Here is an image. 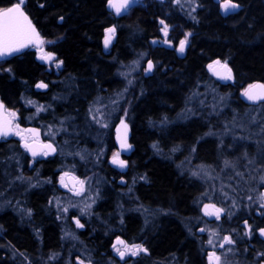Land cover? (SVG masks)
Here are the masks:
<instances>
[{"label":"trees","instance_id":"trees-1","mask_svg":"<svg viewBox=\"0 0 264 264\" xmlns=\"http://www.w3.org/2000/svg\"><path fill=\"white\" fill-rule=\"evenodd\" d=\"M107 1L25 0L22 7L44 40L62 35L57 43L45 48L62 62L58 76L69 78V83L64 91L55 90L51 84L54 73L48 72L32 53L24 52L0 63V100L7 109L19 115L20 124L32 116L33 109L26 100L54 101L53 111L45 115V120L66 119L65 125L69 129V110L72 109V117H75L83 111L82 102L92 92L103 96L117 89L121 68L130 63L134 55L150 52V59L159 67L153 75L139 78L136 89L141 98L132 96L129 104L131 143L134 145L131 160L124 176L118 177L116 171L106 167L102 160L99 172L94 168L104 184L90 215L80 219L83 227L76 229L72 241V264L73 257H79L81 251L88 255L92 264L115 262L108 256L107 246L116 231L128 241L139 242L145 238L142 245L149 254L135 264H156L170 259L174 264H181L185 257L192 261L196 259V253L192 242L186 238L184 222L193 218V199L201 191L196 180L179 174L177 161L191 158L200 165L216 168V171H220L226 161L234 162L236 173L231 174L236 175L238 181L235 183L248 181L243 175L249 173H240L237 167V163L242 166L240 157L243 153L250 161L255 160L258 166L264 167V101L248 104L238 97L247 84L264 83V0H234L242 8L227 16L219 14L213 0H197V8L192 14L195 19L187 26L182 24L183 19L165 15L167 12L179 14L170 8L169 0L165 3L144 0V6L130 9L118 20L107 12ZM17 2L0 0V11ZM161 20L173 28L177 39L183 36L181 32H190V46L183 58H177L172 51L150 46V39L157 37L162 27ZM110 26L116 28L117 38L110 52L104 54L101 39L104 30ZM213 61L230 67L233 72L231 83L222 84L210 76L206 65ZM40 81L48 84L46 92L35 91L34 87ZM204 86L228 98L225 112L208 114V110L203 109L201 102L207 101L202 94ZM70 94L72 98H69ZM197 94L199 96L191 99ZM49 96L57 100H51ZM58 99H65V103L60 104ZM31 121L37 123V119ZM230 123L242 127L243 131L237 129V132L241 133L245 151L237 145L226 151L229 140L218 141L211 136L212 133L220 134ZM102 143L103 149L112 148L110 131L105 133ZM252 144H256L255 147ZM86 145L93 148L90 141ZM21 156L15 145L0 143L1 165L5 157ZM53 165V160L47 161L45 172ZM1 171L0 182L5 174V170ZM231 174L222 173V176ZM121 178L126 182L123 186L119 184ZM120 189L130 190L139 209L150 212L147 220L142 215L140 218L130 213L119 218L113 213L115 204H120L119 200L115 201ZM5 190L6 186L0 185L1 197ZM29 205L35 213L34 221L41 227V250L48 262L50 255L62 247L58 228L50 217H42L40 197L31 196ZM20 219L18 217L17 221L9 211L0 214L3 231L0 264H25L26 253L32 254L37 248L35 239L30 236V228H24Z\"/></svg>","mask_w":264,"mask_h":264},{"label":"rangeland","instance_id":"rangeland-1","mask_svg":"<svg viewBox=\"0 0 264 264\" xmlns=\"http://www.w3.org/2000/svg\"><path fill=\"white\" fill-rule=\"evenodd\" d=\"M137 7L144 6V0H136ZM159 3H165L166 0H157ZM170 8L179 14H175L172 17H178L183 19L184 25H191L193 22L192 14L197 8V0H169ZM160 29V32L162 31ZM172 29L171 26H168V31ZM178 32V31H177ZM181 36V38L177 41L175 45V49L180 45V41L185 39L187 35V40L189 39L190 32L185 30ZM116 34V31H115ZM115 34L112 36L113 43L116 41ZM45 45H50L49 41H45ZM151 46V44H150ZM149 59L148 53L137 54V56L132 59L130 63L126 66L122 67L118 74L119 87L115 90H112L110 94L101 95L96 93V91L92 92L88 98L83 101V111L80 114L72 117V175L75 178L80 179V184L82 187V192L79 194H74L72 192V199L70 198L69 203L66 198H60L56 194H52L47 202V207H51L56 211V218L61 219L63 217H67L68 214L72 215V231L69 229L68 225L63 222L62 228L64 230L65 237L69 240L70 236L74 239V235L76 234V229L78 228L77 221L80 217H84L90 215L91 209L95 206L98 201L99 191L103 186L102 177L99 175V168H96L98 172L94 171L95 165L98 164L102 160L103 157V148L101 146V140L105 133L109 130L112 121L117 117V115H122L120 118H126L129 115V107L130 101L132 100V96L139 97L137 87V81H139L140 77H143L145 74V70L147 69ZM153 61V60H152ZM210 63L211 65H215L216 63ZM220 62L218 65H222ZM158 63L153 62V68L150 71V75H153L158 68ZM149 75V76H150ZM212 78L213 76L210 75ZM214 79V78H213ZM232 79L227 83H231ZM203 93L207 101L201 102V106L203 109L208 110V114H216L219 115L228 107L226 99H228L225 95L220 96L219 94H215L214 91L210 90L208 87L204 86L202 88ZM137 91V92H136ZM243 90L239 93V98L244 102V98H242ZM199 96L192 95V98ZM62 98V97H61ZM57 99H55L56 101ZM60 104L65 103V99H58ZM204 99H202L203 101ZM29 101L33 103H29ZM74 100H72L73 102ZM28 106L33 109L32 116L28 119L31 121L32 119H39L40 115L46 112L45 109L41 107L38 102L33 100L25 101ZM126 106V107H125ZM129 108V109H128ZM38 109H42L38 111ZM66 109H62L64 112ZM73 118H75L73 120ZM51 119V118H49ZM54 119V118H52ZM65 120H50V122H43L42 125V135L43 137L51 140L57 141L59 145V157H70V146L68 141L70 140V129H67V125H65ZM237 126V127H236ZM18 128V127H17ZM16 128V129H17ZM237 129L240 132L243 131L242 127L230 123V125L224 126L221 133H212L211 136L218 139V141L228 139V147H226V151H231L235 145L238 146V149L241 151L244 150L243 146L245 145L241 140L242 136L240 132H237ZM245 136V135H243ZM245 138V137H244ZM247 139V138H245ZM90 141L93 145V148L88 147L86 144ZM223 145V142H222ZM256 144H252L255 147ZM101 146V147H100ZM245 151V150H244ZM240 162L242 166H239L237 163V167H239L240 173H249L247 175H243L248 179L246 183L240 182L235 183L236 175H232V173H236L234 170L236 168V163L229 162L227 165H224L220 171H216L214 167H206L203 164H198L191 158H187L184 160L177 161L178 169L180 172H184L188 174V177L195 179L198 181L201 186V195L198 197L197 201H195V206L199 205L200 201L208 200V199H216L220 206L224 208L227 212H230L229 219L227 221H231L234 219L240 218L245 214H251L255 211L259 210L261 207V200L264 193V180L261 177H264V167L258 166L257 161L248 159L244 153L240 157ZM4 168L1 170H5V174H3L2 183H9L6 187L5 194L0 196V211H4L7 208L13 209L16 214H19L20 211L16 209L21 202V195L25 187L32 184L35 180L31 179L27 180L21 173L20 166L18 165L17 159H4L3 163ZM79 170V172H78ZM64 171H67L64 169ZM222 173H230L232 176H228L224 178ZM126 184V183H125ZM1 185V182H0ZM13 188V190H12ZM239 193H241V197H239ZM194 207V206H193ZM228 209V210H227ZM144 219H148L150 212L139 211ZM71 218V217H69ZM68 218V219H69ZM65 219V218H64ZM58 220V221H59ZM219 226H223L222 223ZM217 228L218 225H217ZM249 231L248 228H244L243 233L235 231L237 234L236 241L244 242V239H249L250 235H245V232ZM236 243V242H235ZM233 245V244H231ZM133 247V246H132ZM237 244H234V248L231 252L224 251L222 255V260L224 261V257L229 253H233V260L229 263H221V264H260L261 262L258 260L260 256L258 254L255 257H252L250 254V258H246L247 256V248L244 250V247L241 248V256H235L236 254ZM143 252H139L138 254H142ZM133 258L132 263L138 258L139 255L131 256ZM253 260L250 261V259ZM264 258V257H263ZM82 263L91 264V261L88 255L81 251L79 253L78 258ZM259 261V262H257ZM131 263V264H132ZM128 264V263H127ZM156 264H167L166 262L156 263Z\"/></svg>","mask_w":264,"mask_h":264},{"label":"flooded vegetation","instance_id":"flooded-vegetation-1","mask_svg":"<svg viewBox=\"0 0 264 264\" xmlns=\"http://www.w3.org/2000/svg\"><path fill=\"white\" fill-rule=\"evenodd\" d=\"M108 3L109 2L107 1V3H106L107 12L110 14V16L112 18H115L117 20L123 16H126L129 13V10L134 8V6H130L127 9L125 14H123L119 17H116L114 15L113 10L108 8ZM136 5H137V1H136ZM161 26L164 27V25H162V24H161ZM114 29L116 31V28H114ZM39 36H40V38H42V40L44 42L42 44L43 51H39L38 49H35V48H29L25 52L32 53L35 60H36L38 55H45V54H49V53L54 55V59L49 64V66H47V70H48V72H50L52 70V72L54 73V79L59 81V79H61V77L58 75H59V71L62 70V67L59 68L58 66H56L57 63L59 62L56 60V55L51 53V52L46 51V48H45V46H46L45 41L46 40H44V38L41 37L40 33H39ZM59 37L61 39L62 35H59ZM59 37L57 40L53 41L54 44L58 42ZM115 37L117 38V33L115 34ZM190 37L191 36H189V39H190ZM189 39L187 40L183 57L186 55L187 50L190 46V40ZM153 41L156 42L155 46L152 43ZM165 41H167V43H165ZM150 42H151L153 48L157 47V48H163V49L172 51L174 53V55L177 58H179V56L177 55V49L178 48L175 49L176 44L174 43V38L172 37V33L167 32V35H165L163 33L160 36H157L155 38L150 39ZM113 44L114 43L112 40V45ZM111 48H112V46H111ZM111 48L104 54H108L110 52ZM8 59H10V58H8ZM6 60H4V61H6ZM4 61H1L0 63H2ZM149 61H151L153 64L152 60H149ZM149 61H148V63H149ZM228 69H230L229 66H228ZM206 71H207V69H206ZM150 74H151L150 72L148 75L144 74L143 77H147ZM232 76H233V74H232ZM231 79H232V77H231ZM227 82L228 81L220 82V83L225 84ZM37 85H35L34 88H35V91H38V92H46L48 87H49V86H47L44 89H37L36 88ZM53 95H56V94H53ZM50 96H52V93H50ZM50 96H49V98H50ZM69 98H72V94H70ZM50 99L55 100L54 98H50ZM0 102H1V100H0ZM53 102L52 101H50L49 103L44 102V101L39 102L41 107L43 109H45L46 112H44L40 115V118L37 119V123H33L32 121H30L27 118L24 121V124H20L19 115L16 112L7 109L5 107V105L1 102L4 106L5 113L7 114L9 119L12 121V128L14 130V134L10 139L1 138L0 143H5V144L9 143V145H15L17 147L18 151L21 153L22 156L20 158H15V157H11V158L18 160V165L20 166L21 173L25 177V179L30 180V182H31V179L35 180L32 184H29V186L27 188L25 185H23V187H25V189L23 190L22 194H20L21 195V202L19 203L18 207L16 208L20 211L19 214H16L15 211L13 209H10V208H7L4 211H0V214L3 212L9 211L12 215H14L17 218V221H18V217L21 218L20 219L21 224H22V226H24V228H26V229L30 228L29 229L30 236L33 239H35V241L37 243V248L32 254L26 253L25 264H57L58 262H62V264H72V241L74 239H72V236H70V238L68 240L65 237L64 230L62 228V224H63V222H65L68 225L69 229H71V231H72V215H71L72 213L68 214L67 217H63L62 220L61 219L59 220L56 218V216H57L56 211L51 207H47V202L49 201V198L52 194H56L60 198H66V200H68V203L70 201L69 199L70 198L72 199V192L74 194H76L75 191L72 190V176H73L72 175V109L68 111L70 113V116L68 119H69V129L71 131L70 135H69L70 140L68 141V144L70 146V157L69 158L61 157V156L59 157L58 142L57 141H51V140L43 137V135H42L43 129H42L41 123L47 122V120H45V115L50 113V110L53 111V109H52V107H53L52 103ZM244 103L256 104V103H251L248 101H244ZM129 111H131V110H129ZM11 113H15V117H12ZM123 119H127V118H123ZM121 120H122V118H119L114 124H111L108 131H110V135H111V139H112V148L103 149V157H102V161L105 163L106 167L111 168L114 171H116L118 177L124 176V174L128 168L129 162L131 160L132 151L134 150V145L131 143L132 123H131L130 119H127L131 124L130 125L131 126V133H130V137L128 139V145H130V147H128V151L127 152L121 151L116 146L115 137H114L115 136L114 130H115L116 125ZM30 127H36L40 130V136L37 139H33L31 136V133L26 131V129L30 128ZM17 133H19V134H17ZM18 135H20V137H18ZM22 142H27V143L38 142L40 144H51L53 146V148L55 149V152L53 155H48V154L44 155L43 153L47 152L46 150H44L38 156L32 157L28 154V151L26 148L21 147ZM101 146L103 147V143L101 144ZM5 150H7V149L5 148ZM116 153H119V157H118L119 160L125 161V164H126L125 169H121L117 165H114V166L111 165V162L113 161L114 155ZM2 157L4 158V156H2ZM5 158L8 159L7 157H5ZM52 160L54 161V165H53L52 169L49 172H45V168H44L45 163H47V161H52ZM3 161H4V159L1 160V163H3ZM1 168L5 169L4 166L0 164V169ZM64 169H66L67 171H64ZM2 171H4V170H2ZM125 183L126 182L124 179L121 178L119 180V184H121L122 186L125 185ZM196 183L199 186V191H201L202 190L201 184L198 181ZM124 187H126V186H124ZM125 190L126 189H120V191H118V194H124L123 192H125ZM33 195H37V197H40V204H41L40 212H41L42 217H45V216L50 217V219L55 222V224L57 225V228H58V240H59V243L62 247H61L60 251H57V252L53 253L52 255H50V257H54V258L50 259V257H49L48 262H46L44 260V254H43L44 252L41 250V248L43 246L41 227L38 223H36L34 221V216H35L34 214L35 213H34V210L29 205L30 197ZM200 195H201V192L197 196V199H198V197H200ZM263 197H264V193H263ZM206 203H211V204L215 205L216 208H222L216 199H208V200L200 201L199 205H197V206H195V202L192 203V209L194 212L193 218L188 219L184 222V228H185L184 231H185L187 240L191 241L193 244V250L196 253L195 254L196 259L189 261L188 258L185 257L181 260V264H209V255L211 253H215L216 256H220L221 257V263H229L230 261L233 260V256H234L233 253H229L228 255H226L224 257V261L222 260V255L224 254L223 252L226 251L227 249L234 248V244H237V248H236L237 251H236L235 256L236 255L241 256L240 254L243 253V252H241V248L244 247V250L247 248V252H246L247 253V256H246L247 259L250 258V254H252V253H253L252 257H255V255L258 254V256H260V258L258 259L261 262L260 264H264V258H263L264 255H262V254H264V238H260L257 235L258 230L264 229V207H260L259 210L255 211L254 213L251 212V214H245V215L241 216L240 218H237L236 221H235L234 217L231 219V221H227L229 219L230 212H227L226 210L224 211L223 214L221 213V218L219 220H217L216 218H211V216L205 215V212H202V206ZM262 203H264V199L261 200V204ZM69 217H71V218H69ZM123 217H124V214H123L122 218ZM80 219H81V217L78 220L79 224L82 225V227H83V224L81 223ZM34 223H36V225ZM220 223H222L223 226H219ZM245 223H247V225L250 226V229H251L250 238L244 239V242H238V241H236L237 235H235V234H237V233L235 231H238V232L241 231V233H243L242 231L244 230V228H246ZM217 225L219 228H217ZM80 228L81 227L78 226L77 229H80ZM201 229H204V231H201ZM2 233H3L2 227L0 226V235ZM213 233H215V235H213ZM225 236L230 237L234 241V243H233V245L225 244V247L221 248L220 245L224 244V237ZM210 238L212 240L211 244H209V242H208ZM116 239H121L124 242V244H121V245L117 244V245H115L116 248H114L113 245H114V241ZM144 241H145V238H143L139 242L128 241L127 239L122 237V235H120V233L118 231L113 232L112 236H110V241L108 242L107 252H108V256L113 258L115 262H110V263H106V264H127V263L131 264L132 263L131 260H133V258H131L130 256H128V254H126L124 259H119L117 256L118 252L116 249L118 248L121 251H123L125 245H127L129 248H131L134 245H139L143 249H146L145 246L142 245ZM148 254H149V251L146 249V251H143L142 254H138L139 255L138 258L132 264H135L137 261H142L144 258H147ZM78 258L79 257H73V263L74 264H76V262L79 260ZM251 260H253V258H251L250 261ZM259 261H257V262H259ZM166 263L167 264H174L172 259H170V261L169 262L167 261ZM214 264H215V262H214Z\"/></svg>","mask_w":264,"mask_h":264},{"label":"snow or ice","instance_id":"snow-or-ice-1","mask_svg":"<svg viewBox=\"0 0 264 264\" xmlns=\"http://www.w3.org/2000/svg\"><path fill=\"white\" fill-rule=\"evenodd\" d=\"M109 2V6L114 8L115 11L117 12V14H120L122 12V10H126L129 5L131 3L134 2V0H108ZM22 4H23V0H20L19 3L15 4L12 7L6 8L3 11H0V37H2V39H0V57L3 56H7V55H11L13 52H19L22 48L27 47L28 44L31 43H37L38 44V50L39 51H43L42 47H39V45H42L44 42L42 40H40L38 33H36L34 28H31L30 23L28 24V30L31 32V35H24L23 39L21 38L22 36V26H21V21H27V17L24 15L23 11L21 10L22 8ZM220 7L225 11L228 12L230 10H235L238 9L240 7V5L236 2H234V0H224L223 3H221ZM193 19H195V17H193ZM160 23L162 25H164V27L162 28V31L164 32L165 35H167L168 32V25L164 24V21L161 20ZM115 33V29L114 28H109L107 29V34L105 37V47L107 48L109 43L111 42L112 36ZM24 40L27 41V43L24 42ZM165 43H167V41H165ZM187 43V35L185 36L184 40L180 41V46L178 51L183 53L185 50V45ZM40 59L42 60H52L53 56L52 54H45L40 56ZM62 63V62H60ZM214 63L216 64H220V61H215ZM59 66V64L57 65ZM223 67L225 69H227V65L224 64ZM153 68V64L151 61H149L148 63V67L145 70L146 72H150ZM209 68H212V65H209ZM222 79H231V70L227 69V72L225 75L221 76ZM37 87L39 88H44L47 87L46 84H38ZM262 88H264V85L261 86ZM245 95L248 96V99L250 100H254L257 98H261L264 99V97H255L252 95H249L248 93H245ZM29 103H33L31 101H29ZM4 106L3 104H0V109H3ZM42 109H38V111H40ZM12 117H15V113H11ZM11 120H7V119H3L0 120V137H5L8 136L11 132H12V128H11ZM121 123L123 124V121H121ZM124 127L126 128L127 125H124ZM34 131V130H33ZM19 134V133H17ZM24 147L32 152V155L35 157L37 155V152L35 150H33L31 148V146L27 143L24 144ZM44 147L51 149L52 151H55V149H52V145L48 144L45 145ZM121 147L122 148H127L130 147V145H128L125 141L121 142ZM44 155H47V152L43 153ZM119 153H116L114 155V159H113V163L118 164L121 168L125 167V161L123 160H119ZM227 165V161L225 162ZM262 180H264V177H261ZM262 199H264V197H262ZM261 207H264V203L261 204ZM211 208L212 211H208V209ZM225 211V209L223 208H216L215 205H205V215L208 216H215V218L217 220H219L221 218V213H223ZM77 225L79 227H82V225L79 224V221H77ZM245 227L249 229V231L245 232V235H251V229L250 226L247 225V223H245ZM201 231H204V229H201ZM213 235H215V233H213ZM260 235L264 236V229H260ZM209 244L212 243L211 238L209 239ZM119 244H124L123 241L118 240ZM234 241L228 237L225 236L224 237V244H221L220 247L224 248L225 244L227 245H231L233 244ZM114 248H116L115 245H113ZM119 256L121 257V259H124L126 254H130L131 256H136L138 255L139 252H143L146 251V249H143L141 246L139 245H134L133 247L129 248L127 245H125L124 250L121 251L120 249H116ZM229 252L232 251V249H228ZM264 255V254H262ZM54 257H50V259H52ZM221 264V257L220 256H216L215 253H211L209 255V264ZM82 264V262H81Z\"/></svg>","mask_w":264,"mask_h":264},{"label":"water","instance_id":"water-1","mask_svg":"<svg viewBox=\"0 0 264 264\" xmlns=\"http://www.w3.org/2000/svg\"><path fill=\"white\" fill-rule=\"evenodd\" d=\"M17 1H18L17 3L20 2V0H17ZM213 1H214V3L218 4V12H219V14H220L221 16H227V15H230V14H234V13H237L238 11L241 10V6H240L238 9L230 10V11H228V12H225V11L220 7L221 3H223L224 1H221V0H213ZM24 2H25V0H23V3H24ZM17 3H15V4H17ZM15 4H12V5L9 6V7H12V6H14ZM135 4H136V0H134V2L131 3V4L129 5V7H130V6H134ZM9 7H7V8H9ZM129 7H128V8H129ZM108 8L113 10L114 15H115L116 17H119V16L125 14L126 11H127V9H128V8H127L126 10H122V12H121L120 14H117V12L115 11V9L109 6V3H108ZM5 9H6V8H5ZM3 10H4V9H3ZM3 10H1V11H3ZM21 10L23 11L24 15L27 17V21H21V26H22V36H21V38L23 39V36H24L25 34H26V35H31V32L28 30V24H29V23H30V25H31V28H34V29H35L36 33H38V31H37L36 27L34 26V24L32 23V21H31V19L29 18V16H28V15L26 14V12L24 11L23 7L21 8ZM105 33L107 34V30H106ZM38 35H39V33H38ZM39 38H40V36H39ZM0 39H2V37H0ZM40 40H42V38H40ZM42 41H43V40H42ZM24 42L27 43L26 40H24ZM152 43H153L154 46L156 45V42L153 41ZM111 44H112V39H111V42L109 43L108 47L106 48V47H105V39H104V49H105V50L108 49V48L111 46ZM179 46H180V45H179ZM39 47H42V45H39ZM185 47H186V45H185ZM29 48H35V49H38V44H37V43H31V44H28L27 47L22 48L19 52H13L11 55H7V56L0 57V62L6 60V59H8V58L18 56V55L22 54L23 52H25L26 50H28ZM178 49H179V47H178ZM178 49H177V55L179 56V58H183V54H184V52L181 53V52L178 51ZM40 56H42V55H38V56H37V59H38L41 63H45V64H49V63H51L52 60L54 59V55H52V56H53V59L50 60V61H49V60H42V59H40ZM209 65H211V64H208V66L206 67V69H207V71L213 76L214 79H216L217 81H220V82H226V81H229V80H230V79H222V78H221V76H223V75L226 74L227 69H228V66H227V69H225V68L223 67L224 64L221 65V66L218 65V64H215V65H212V68L210 69V68H209ZM147 66H148V64H147ZM148 74H149V72H146V73H145V75H148ZM232 74H233V73H232V71H231V77H232ZM262 85H264V83H262V82H255V83H253L252 86H250V87L246 90L245 93H248L249 95H252V96H255V97H264V88L261 87ZM36 88H37V89H44L45 87H44V88H39V87L36 86ZM244 97L247 98V100H249V102H251V103H257V102L264 101V99H261V98H257V99H254V100H250V99H248V96L245 95V94H244ZM0 104H2V103L0 102ZM3 119L10 120L9 117L7 116V114L5 113L4 108H3V109H0V120H3ZM124 125H127V127L125 128ZM11 128H12V123H11ZM33 130H34V131H33ZM26 131L31 133V136H32L33 139H37V138L40 136V130H39L38 128H36V127H30V128H27ZM114 132H115V136H114V137H115V142H116V146H117V148H118L119 150H121V151H125V152H127V151H128V147H127V148H122V147H121V142L126 140V143L128 144V139H129V137H130V133H131V127H130V125H129L126 121H123V124L120 122V123L115 127ZM13 134H14V130H13V128H12V132H11L8 136L0 137V139H1V138H4V139H10V138L13 136ZM18 137H20V135H18ZM25 143H27V142H22V143H21V147H22V148H25V147H24V144H25ZM27 144H29V145L31 146V148L37 152V155H36V156H38L39 154H41L44 150L47 151L48 155H53L54 152H55V151H52L51 149H48V148L44 147L45 145H48V144H40V143H38V142H31V143H27ZM50 145H51V144H50ZM52 149H54L53 146H52ZM27 151H28V154H29L30 156L34 157V156L32 155V152H31V151H29V150H27ZM36 156H35V157H36ZM111 165H113V166H114V165L119 166L118 164L113 163V161L111 162ZM119 167H120V166H119ZM120 168H121V167H120ZM125 168H126V164H125V167H123V168H121V169H125ZM72 190H74L76 194H79V193L82 192V187H81V184H80V179H79V178H75L74 176H72ZM205 205H213V204H211V203H206V204H204V205L202 206V212H205ZM215 207H216V206H215ZM208 211H212V209L209 208ZM223 213H224V212H223ZM223 213H222V214H223ZM211 218H215V216H211ZM257 235H258L260 238H264V236H261V235H260V230L257 231ZM118 240L122 241L121 239H116V240L114 241V245L119 244V243H118ZM120 245H121V244H120ZM117 256H118L119 259H121V257L119 256V254H118ZM76 264H81V261L78 260V261L76 262ZM82 264H85V263H82Z\"/></svg>","mask_w":264,"mask_h":264},{"label":"bare ground","instance_id":"bare-ground-1","mask_svg":"<svg viewBox=\"0 0 264 264\" xmlns=\"http://www.w3.org/2000/svg\"><path fill=\"white\" fill-rule=\"evenodd\" d=\"M221 1H224V0H221ZM213 3H214V1H213ZM214 4H216V3H214ZM218 5V4H217ZM241 6V5H240ZM134 7H137V5L135 4L134 5ZM241 8H242V6H241ZM165 15H167L168 17H170V16H173L172 14H171V12H167V13H165ZM183 24V23H182ZM163 27V26H162ZM109 28H114L113 26H110V27H108V28H106L105 30H104V32H103V37H102V39H101V46H102V51H103V53H106L110 48H111V46H112V44H111V46L108 48V49H104V39H105V37H106V30L107 29H109ZM160 29H161V27L159 28V30H158V36H160L161 34H163L164 32H160ZM168 32H170V33H172V37L174 38V43L176 44L177 43V41L180 39V38H175V35H174V32H173V28L170 30V31H168ZM59 37V36H58ZM58 37H54V38H52V39H50L49 40V42H50V44H54L53 43V41H55V40H57L58 39ZM60 38V37H59ZM151 43V42H150ZM152 45V44H151ZM21 55V54H20ZM148 57H149V59L151 58V53L149 52L148 53ZM12 58V57H11ZM36 61L37 62H39L42 66H44V67H46V70H47V66H49V64H45V63H41L37 58H36ZM59 64V68H61L62 67V63H60V61L57 63V65ZM56 65V66H57ZM208 66V64L206 65V67ZM48 71V70H47ZM52 71V70H51ZM66 80H68L67 82H66ZM215 80V79H214ZM217 81V80H216ZM219 82V81H218ZM255 82H261V81H255ZM255 82H252V83H249V84H247L244 88H242L240 91H244L243 92V94H242V98H244V100L245 101H248L249 102V100H247V98H245L244 97V94H245V92H246V90L250 87V86H252L253 85V83H255ZM41 83H43V84H46L47 86H48V84L46 83V82H44V81H40V82H38L37 84H41ZM67 83H69V78L68 79H65V77H61V79H59V81H57V80H55L54 79V77L52 78V80H51V84L53 85V88L55 89V90H65L66 88H67V86H68V84ZM263 83V82H262ZM240 93V92H239ZM239 93H238V96H239ZM70 96V95H69ZM122 115H117V117H115V119L112 121V124H114L120 117H121ZM127 119H129V116H127L126 117ZM127 119H122L121 121H126L129 125H131L130 124V122L127 120ZM59 120H62V119H59ZM64 120V119H63ZM120 121V122H121ZM119 122V123H120ZM118 123V124H119ZM117 124V125H118ZM116 125V126H117ZM131 127V126H130ZM257 152V154H258V151H256ZM100 167V164H99V162H98V164L97 165H95V167L94 168H99ZM177 169H178V165H177ZM179 172V174H181V175H185V176H187L188 177V174L187 173H184V172H180V171H178ZM188 178H190V177H188ZM4 179V178H3ZM190 180H195V179H192V178H190ZM8 184L9 183H6L5 182V184H4V182L2 183V181H1V185H2V187L3 186H8ZM124 194H118L119 196H118V199L116 198L115 199V201L117 202L118 200L120 201V204L119 203H117V204H115V210L113 211V213H115V215L117 216V217H122L123 216V214H130V213H132V214H136L138 217H140L141 218V214L139 213V211H140V209H139V207L137 206V204H136V200H135V197L134 196H131L132 194H131V191L130 190H127V191H125V192H123ZM195 201H197V198L195 197L194 199H193V203L195 202ZM123 202H126L127 204V206L125 205V204H123ZM116 217V218H117ZM82 218V217H81Z\"/></svg>","mask_w":264,"mask_h":264}]
</instances>
